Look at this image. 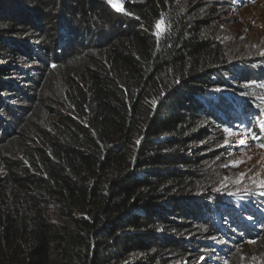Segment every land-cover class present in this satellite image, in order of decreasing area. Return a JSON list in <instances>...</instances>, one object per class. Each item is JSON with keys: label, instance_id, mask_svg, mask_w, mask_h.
<instances>
[{"label": "trees", "instance_id": "obj_1", "mask_svg": "<svg viewBox=\"0 0 264 264\" xmlns=\"http://www.w3.org/2000/svg\"><path fill=\"white\" fill-rule=\"evenodd\" d=\"M119 1L123 15L108 0H0V147L19 139V155L0 154V264L191 253L203 138L193 128L222 56L178 0ZM73 61L80 78L62 112L23 140L30 113H15L11 94L27 98L50 65Z\"/></svg>", "mask_w": 264, "mask_h": 264}, {"label": "rangeland", "instance_id": "obj_2", "mask_svg": "<svg viewBox=\"0 0 264 264\" xmlns=\"http://www.w3.org/2000/svg\"><path fill=\"white\" fill-rule=\"evenodd\" d=\"M178 3L180 11L203 21V32L219 48L222 63L219 79L213 78L214 87L201 99L207 110L193 128L203 136L197 144L200 162L193 169L198 181L192 197L199 203L200 223L184 235L193 243L191 253L171 257L170 264H264V0ZM78 62L50 65L48 78L25 90L27 98L11 94L19 100L7 101L13 111L21 114L16 108H28L30 113L32 129L23 140H35L33 132L48 127L62 112L58 102L78 83ZM17 139L5 141L0 154L19 155ZM139 258L131 254L120 264Z\"/></svg>", "mask_w": 264, "mask_h": 264}, {"label": "snow or ice", "instance_id": "obj_3", "mask_svg": "<svg viewBox=\"0 0 264 264\" xmlns=\"http://www.w3.org/2000/svg\"><path fill=\"white\" fill-rule=\"evenodd\" d=\"M108 2L112 5L113 8H115L117 11H123V8L118 3V0H108ZM157 26L159 27V22L157 23ZM243 143V141H241ZM260 186L264 187V181L260 182Z\"/></svg>", "mask_w": 264, "mask_h": 264}]
</instances>
